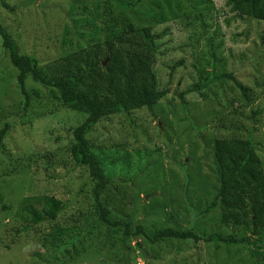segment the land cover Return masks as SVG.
<instances>
[{
	"label": "trees",
	"instance_id": "1",
	"mask_svg": "<svg viewBox=\"0 0 264 264\" xmlns=\"http://www.w3.org/2000/svg\"><path fill=\"white\" fill-rule=\"evenodd\" d=\"M96 3L94 12L99 24L93 25V43L76 45L74 50L56 55L53 60H46L44 65L34 56L22 54L15 37L0 23V50L15 73L17 93L26 109L32 98L27 85L32 83L46 89L62 109L85 117L80 126L70 131L72 144L68 152L70 164L82 171L85 181L73 194L68 192L71 200L67 202L52 193L25 199L16 214L25 224L22 231L52 223L54 227L50 233L43 235L39 248L48 251L55 249L56 256L64 255V259L67 257L61 264H90L88 262L102 260L108 245L110 249H121L122 264H129V256L135 262L137 251L138 256L149 264V255L140 252L144 244L149 245L152 253H155V247H165L166 250L162 251L168 255L171 252L170 258L175 260V257L182 255L184 249L190 246L196 248L201 242L211 244L215 251L224 248L225 257L220 256L221 253H217V256L228 258V264H244L245 249L248 252L246 261L264 264V164L256 153L257 143L251 131L245 135L242 128L234 126L230 136L210 141L214 166L212 173L217 188L202 215L210 214L218 207L220 221H214L211 226H218L217 231L222 229L225 232L223 235L214 234L212 229L198 232L196 216L192 215L189 206H183L182 212L179 207L181 201L174 200L168 204L179 208L178 211L177 207H171L173 212L168 214L164 213L168 205L163 206L156 197L148 199L145 205L139 207L140 196L152 192V187L146 182V170L149 166L145 160L147 150L132 152L126 146L121 149L101 147L86 137L92 127L115 116H122L134 128L131 123L133 113L138 116L143 110H147L154 115L153 111L161 102L167 101L169 96L176 103L179 102L186 115L185 119H188L185 97L199 94L212 80L213 83L218 79L223 83L231 80L239 89L243 108L258 101L260 93L237 81L227 70L225 73L224 67L214 79L210 78L212 74L208 78L201 77L204 75L203 70L198 69V81L186 90L172 87V75L167 83L162 84L160 81V69L156 68V62L162 55L160 47L164 46L165 31L158 33L156 27L181 18L187 17L188 20L192 14L203 29L207 28L205 19L215 11L214 5L208 0H107ZM27 5L26 3L25 6ZM0 6L11 13L16 11L4 0H0ZM225 6L235 19L251 21L256 29L264 25V0H226ZM66 35L68 33L63 35V45H66ZM213 40L214 36L209 39V48ZM261 40L264 41L263 38ZM214 57L213 52L210 57L212 66ZM263 59L264 57L261 58ZM229 62L228 66L235 69H243L248 64L239 63L246 62L245 59ZM182 64L178 62L176 67ZM226 64L223 63L224 66ZM173 71L174 68H171L170 72ZM163 117L169 118L168 112H164ZM216 117H219L218 124L224 125L228 120L218 114ZM9 127V124H5L0 131V142ZM220 127L223 128L222 125ZM216 128L219 129L218 126ZM191 129L195 130L196 127L189 123L184 132ZM175 136L177 137L175 134L166 135L167 143ZM191 144L196 147L194 143ZM181 145L183 143L179 141L173 151H178ZM159 152L160 149L154 150L158 164L156 168L161 170L156 178L166 176ZM194 152L192 155H195ZM178 153H175L174 158ZM195 161L197 159L193 160ZM58 162L53 158L49 169ZM180 167L186 171L189 166L183 162ZM185 177L188 178L186 172ZM171 181V188L176 187L177 191L179 182L173 178ZM188 182H185V188L190 184ZM157 186L163 188L160 183H155L153 188ZM185 188L179 190L181 197ZM185 202L187 201L184 200ZM152 208L155 211L150 213ZM144 211L147 218L148 214H164L169 220L160 221L155 216V220L150 222H154L151 229H146L142 220H134L136 215L145 214ZM181 212L188 215L189 221L177 220V215H183ZM233 228H236L234 233ZM238 228L244 235L238 236ZM139 238L142 242L137 243ZM134 241L136 244L132 246Z\"/></svg>",
	"mask_w": 264,
	"mask_h": 264
},
{
	"label": "rangeland",
	"instance_id": "2",
	"mask_svg": "<svg viewBox=\"0 0 264 264\" xmlns=\"http://www.w3.org/2000/svg\"><path fill=\"white\" fill-rule=\"evenodd\" d=\"M4 1L16 11L11 13L0 6V23L2 22L4 28L15 37L22 54L34 56L44 65L46 60L51 61L56 55L70 52L76 45L93 43V25L99 24L94 12V3L107 0ZM208 1L214 5L215 11L205 19L207 28L203 29L192 14L188 20L187 17L181 18L156 27L158 33L165 31L164 46L160 47L162 55L156 62V68L160 69V81L165 84L172 75V87L186 90L198 81V69L203 70L204 75L201 77L208 78L212 74L210 78L214 79L221 74L224 67L225 73H232L237 81L252 86L256 93H260L258 101L248 108H243L242 96L231 80L224 83L220 79L214 83L212 80L209 89H202L199 94L185 97L188 119H185L186 115L179 102L176 103L169 96L167 101L161 102L153 111L154 115L147 110H143L138 116L133 113L131 123L134 128H131L122 116H115L92 127L86 137L101 147L121 149L126 146L132 152L147 150L145 160L149 166L146 170V182L152 187V192L140 196L139 207L155 197L163 206L178 200L181 201L182 206L179 207L182 212L183 206H189L192 215L196 216L198 232L212 229L214 234L223 235L225 232L222 229L217 231L218 226H211L214 221H220L218 207L210 214L202 215L217 188L212 173L214 166L210 141L213 138L230 136L234 126L242 128L245 135L251 131L257 143L256 153L264 164V59L261 60L264 57V41L261 40L264 39V25L256 29L251 21L235 19L225 6L226 0ZM64 33H68L65 36L66 45H63ZM212 36L214 40L209 48L208 42ZM213 52L215 62L212 66L210 57ZM242 59L246 62H239L240 64L248 63L243 69L228 66L230 60ZM178 62H182V66L176 67ZM223 63H227L226 66ZM171 68H174L173 72H170ZM14 74L8 59L3 57L0 50V131L5 124L10 125L0 142V264H61L67 257L64 259V255L56 256L55 249L48 251L39 248V241L43 235L50 233L54 225L51 223L23 232L25 224L16 214L25 199L36 195L57 194L67 202L71 200L74 190L85 181L82 171L70 164L68 153L72 144L70 131L80 126L85 117L62 109L46 89L32 83L27 85V91L32 98L26 109L25 103L17 93ZM34 92L38 95H34ZM164 112H168L169 118L163 117ZM216 114L228 119L224 125L218 124L219 117H216ZM189 123L198 130L184 132ZM172 134L177 137L167 143L166 135ZM179 141L183 143L180 151H173ZM155 149H160L162 169L166 172V176L159 178L156 177L161 174V170L156 168L158 164L154 156ZM193 152L195 155H192ZM175 153L179 154L176 158ZM53 158L59 162L49 169ZM194 159L197 161L193 162ZM183 162L189 166L186 171L180 167ZM185 172L188 178L185 177ZM172 178L179 182L177 191L176 187L170 186ZM184 180L190 183L187 188ZM155 183H160L163 188H153ZM182 188H185L183 198L179 191ZM184 200L187 202L184 203ZM129 207L133 209L131 205ZM171 207H177L179 211L177 205H168L164 213L173 212ZM153 209L150 213L155 211ZM145 211V214L136 215L134 220H142L146 229H151L154 222H150L155 220V216L160 221L169 220L164 214H148L147 218ZM182 212L183 215L176 216L177 220L189 221L188 215ZM191 219L192 217L190 221ZM238 229V236H241L243 233ZM232 230L234 233L236 228ZM140 241L142 242L139 238L137 243ZM135 244L134 241L132 246ZM105 249L102 260L88 263L122 264L123 252L120 248L110 249L108 245ZM154 249L155 253H152L149 245L144 244L140 251L149 255V264L229 263L228 258L217 256V253H221L220 256L225 257L224 248L215 251L211 244L205 242L199 243L196 248L190 246L184 249L182 255L175 257V260L170 258L171 252L168 255L162 251L166 250L165 247ZM138 254L137 251L135 262L131 261L132 256H129L128 263L146 264ZM246 254L248 255V252L245 249L244 264H251L249 260L246 261ZM54 258L56 261H53Z\"/></svg>",
	"mask_w": 264,
	"mask_h": 264
},
{
	"label": "clouds",
	"instance_id": "3",
	"mask_svg": "<svg viewBox=\"0 0 264 264\" xmlns=\"http://www.w3.org/2000/svg\"><path fill=\"white\" fill-rule=\"evenodd\" d=\"M211 83H208L205 87H204V89H209L208 87H209V85H210ZM264 84V83H263ZM252 87V86H251ZM263 87H264V85H263ZM262 92H264V91H262Z\"/></svg>",
	"mask_w": 264,
	"mask_h": 264
},
{
	"label": "water",
	"instance_id": "4",
	"mask_svg": "<svg viewBox=\"0 0 264 264\" xmlns=\"http://www.w3.org/2000/svg\"><path fill=\"white\" fill-rule=\"evenodd\" d=\"M103 65H104V63H103ZM252 234H254V231H253V233ZM143 253V252H142Z\"/></svg>",
	"mask_w": 264,
	"mask_h": 264
}]
</instances>
